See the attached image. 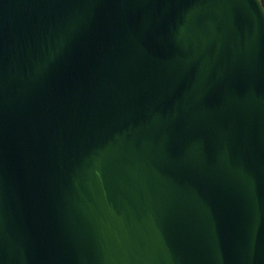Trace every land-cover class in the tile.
<instances>
[{
    "label": "water",
    "instance_id": "water-1",
    "mask_svg": "<svg viewBox=\"0 0 264 264\" xmlns=\"http://www.w3.org/2000/svg\"><path fill=\"white\" fill-rule=\"evenodd\" d=\"M0 264H264V0H0Z\"/></svg>",
    "mask_w": 264,
    "mask_h": 264
}]
</instances>
